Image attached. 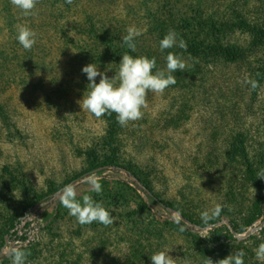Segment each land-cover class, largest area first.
I'll return each mask as SVG.
<instances>
[{"label":"rangeland","instance_id":"374dc122","mask_svg":"<svg viewBox=\"0 0 264 264\" xmlns=\"http://www.w3.org/2000/svg\"><path fill=\"white\" fill-rule=\"evenodd\" d=\"M76 1L124 18L125 35L130 26L142 33L137 57H154L156 69L166 70L167 54L146 20L127 16L131 5L142 12L141 0ZM156 1L167 24L213 51L191 62L173 48L187 65L181 78L163 94L149 92L143 118L121 127L115 114L97 119L78 103L90 63L75 49L81 36L65 24L68 15L53 18L50 0H38L27 16L0 0V249L22 218L38 213L37 239L20 249L25 264H151L158 251L175 264H216L241 250L244 264H262L255 249L264 242V180L257 179L264 171V0ZM20 26L37 34L30 51L16 38ZM230 46L245 57L227 62L214 51ZM119 62L98 70L112 78ZM238 137L244 152L232 158ZM89 150L113 167L91 169ZM91 178L100 194L91 192ZM69 184L77 200L87 194L102 203L114 223L80 225L59 200ZM147 184L174 209L155 202ZM216 206L205 223L201 213ZM0 264H11L10 254Z\"/></svg>","mask_w":264,"mask_h":264},{"label":"clouds","instance_id":"9594fccd","mask_svg":"<svg viewBox=\"0 0 264 264\" xmlns=\"http://www.w3.org/2000/svg\"><path fill=\"white\" fill-rule=\"evenodd\" d=\"M73 0H66L71 4ZM10 3L19 9L25 16L32 14L38 0H10ZM142 33L134 26L127 29V34L122 37V47L126 46L130 52L136 51L135 38ZM36 33L28 27L20 26L17 40L25 50H31L36 43ZM178 46L186 50V42L180 39L177 42V34L174 30L169 32L160 41L161 51ZM187 67L186 62L178 55L169 52L166 57V70L156 69L155 58L145 56L134 57L129 53L122 55L119 62L118 71L115 76L109 78L105 73L100 72L95 64H89L82 68L89 81L87 94L78 101L82 110L99 119L105 115L115 114L117 123L121 127H126L130 122H135L143 118V109L147 107V95L149 92L160 95L171 85L176 83V71H183ZM155 70V71H154ZM100 77L99 83L96 78ZM256 84L253 82V87ZM257 179L264 180V171L257 173ZM88 183L91 192L100 194L102 185L95 178H91ZM76 189L72 185H66L59 195L60 203L68 210L70 216L75 217L80 225H89L93 222L107 227L114 223V218L102 203L96 202L91 195H84L82 202L77 200ZM220 211V206H216L211 213L205 211L201 213V219L208 223ZM203 237V236H202ZM258 261L264 264V242L255 249ZM243 251L230 254L221 259L216 264H244ZM11 264H25L26 253L18 248H13L10 252ZM151 264H175V260L164 251H158L151 255ZM205 264H213L207 258Z\"/></svg>","mask_w":264,"mask_h":264},{"label":"trees","instance_id":"16d2710c","mask_svg":"<svg viewBox=\"0 0 264 264\" xmlns=\"http://www.w3.org/2000/svg\"><path fill=\"white\" fill-rule=\"evenodd\" d=\"M50 2L52 4V11L58 12L56 16L53 15V18H62L63 14L68 15L65 24L69 23L70 26L76 28L73 29V33H78L81 36L77 46L75 45V49L79 53V56H83L84 60H86L88 63L95 64V66L100 69H110L111 66L116 65V63L113 62H119V60H121L119 56H122L123 53H129L134 57L140 55L138 53L139 50L137 47L136 38L134 41L136 44L135 52H130L126 46H121V35L124 34V31L121 29L124 18L121 17L120 21L117 19L115 21L113 18H108L106 15H100L96 10H94V8H92H98L97 6L99 5H95L93 2L88 4L86 10H83V8L78 4L79 2L76 0H73L71 4L66 3V0H50ZM156 2V0H141L139 4H136V7L140 8V11L142 10L141 13H136L131 5L127 14L128 18L130 20H146L148 28L147 34L150 38L154 37L156 40L158 39V41H156L158 44H160V40L163 39L169 30H174L177 34V42H179L180 39H183L187 45L186 50L176 46L178 47L177 52L186 58L190 57L191 62H193L195 58H200V56L205 52L211 53V51H213L212 48L208 46V44L203 42V40H199L197 35L191 36L179 28H173L172 24H167L164 20L167 19V17L163 16V12L154 11L155 6L157 5H155ZM173 48L161 51L159 47V51L165 55L169 52H172ZM214 51L220 53V56L227 62H237L245 57V52H243L242 48L237 46L219 48L218 50L214 49ZM148 58L150 57L148 56ZM173 75L175 76V79H180L182 73L178 70L174 72ZM0 120L3 123L6 122V114L4 112L1 100ZM243 152L244 139L238 137L236 143L233 145L231 157L235 158L239 153L242 154ZM86 156L88 157V163L91 169H95L97 167L103 168L107 166L113 167L114 162L106 161L102 164L98 162L99 156L94 150L87 151ZM145 186L147 187V193L155 202L165 207L167 211L169 207L174 209L170 206V204H164V202L160 200V197L154 193L152 187L149 184ZM202 253L206 256L204 251H202Z\"/></svg>","mask_w":264,"mask_h":264},{"label":"built area","instance_id":"2783aa9c","mask_svg":"<svg viewBox=\"0 0 264 264\" xmlns=\"http://www.w3.org/2000/svg\"><path fill=\"white\" fill-rule=\"evenodd\" d=\"M36 217V218H34ZM38 213H32L20 220L6 236L5 243L0 249V259L7 257L13 248L28 247L37 239L41 226Z\"/></svg>","mask_w":264,"mask_h":264}]
</instances>
